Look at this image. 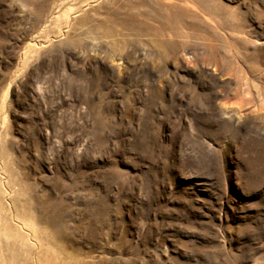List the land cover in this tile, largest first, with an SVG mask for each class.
Listing matches in <instances>:
<instances>
[{
    "label": "rangeland",
    "instance_id": "1",
    "mask_svg": "<svg viewBox=\"0 0 264 264\" xmlns=\"http://www.w3.org/2000/svg\"><path fill=\"white\" fill-rule=\"evenodd\" d=\"M0 264H264V0H0Z\"/></svg>",
    "mask_w": 264,
    "mask_h": 264
}]
</instances>
